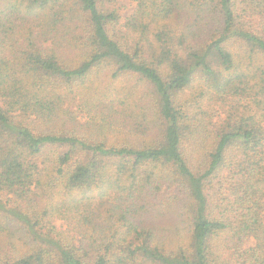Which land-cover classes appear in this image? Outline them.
<instances>
[{
  "label": "trees",
  "instance_id": "16d2710c",
  "mask_svg": "<svg viewBox=\"0 0 264 264\" xmlns=\"http://www.w3.org/2000/svg\"><path fill=\"white\" fill-rule=\"evenodd\" d=\"M129 1L0 0V264H264V0Z\"/></svg>",
  "mask_w": 264,
  "mask_h": 264
},
{
  "label": "rangeland",
  "instance_id": "374dc122",
  "mask_svg": "<svg viewBox=\"0 0 264 264\" xmlns=\"http://www.w3.org/2000/svg\"><path fill=\"white\" fill-rule=\"evenodd\" d=\"M116 1L117 2L115 4V9L118 15L122 18V20L125 21L133 14L136 5L130 2L129 0H116ZM130 83H132V81ZM199 87H203V86L200 84L199 81H196L193 84V91L196 92ZM190 98H191V93L186 92L184 95V99H190ZM80 122H81V125H83V127L76 128L78 130L79 135L90 138L91 136H96L97 134H99L97 129L94 127V125L90 123L91 121L89 118H85L81 116ZM60 124L61 123L57 125H60ZM126 136H129V135L126 134ZM192 156L195 162L200 161L198 156H195L194 154ZM55 225L57 226L58 229L66 228V224L62 221H56ZM166 234H171V233L168 232Z\"/></svg>",
  "mask_w": 264,
  "mask_h": 264
}]
</instances>
